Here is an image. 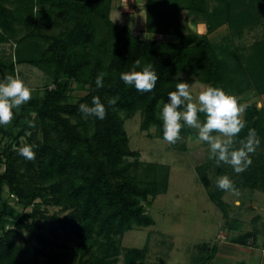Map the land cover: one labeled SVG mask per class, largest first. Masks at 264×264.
<instances>
[{"label":"trees","instance_id":"trees-1","mask_svg":"<svg viewBox=\"0 0 264 264\" xmlns=\"http://www.w3.org/2000/svg\"><path fill=\"white\" fill-rule=\"evenodd\" d=\"M112 1L0 0V44L13 46L10 60L0 59V77L15 76L17 65L28 64L51 79L42 95L13 110L11 125L0 127V135L8 138L0 145V264H65L57 249H65L75 264H117L121 255L123 264L144 261L147 246L122 252V239L135 227L153 225L143 203L167 192L169 168L139 161V153L129 147L125 121L140 113V129L155 127L163 139L160 112L176 83L185 81L176 79L181 72L241 103L250 93L264 95V38L250 47L232 42L245 29L263 25L264 0H145V33L176 41H148L115 24ZM181 11L201 18L206 33L186 32ZM222 26L229 33L220 41L211 39L209 34ZM137 59L141 68L136 70L151 64L158 73L151 93L137 92L120 79ZM101 71L107 73L105 86L97 89ZM71 84L86 94L72 101ZM93 96L107 108L103 121L84 118L78 110L81 103L91 105ZM117 96V105L109 107L107 101ZM248 105L247 126L238 139L254 128L263 151L234 183L238 189L264 191V108ZM33 113L37 127L28 129L23 122L33 119ZM181 133L198 137L188 127ZM22 138L39 146L34 162L18 154ZM207 168H196L204 187L209 186ZM223 192L209 198L228 220ZM48 207L59 211L49 214ZM257 239V231H250L231 242L255 246Z\"/></svg>","mask_w":264,"mask_h":264},{"label":"rangeland","instance_id":"rangeland-1","mask_svg":"<svg viewBox=\"0 0 264 264\" xmlns=\"http://www.w3.org/2000/svg\"><path fill=\"white\" fill-rule=\"evenodd\" d=\"M144 2L145 0H113L110 13L112 21L119 26H128L133 34L148 41L152 39L176 41L173 36L145 33ZM247 3L244 2L243 5ZM180 19L186 32L206 33L201 18L189 17L186 11H181ZM228 33L229 28L222 26L209 34V37L220 41ZM263 38L264 23L253 29H245L240 38L232 37V42L237 46L250 47ZM12 55L13 46L10 43L0 44V59L8 61ZM15 76L33 90L32 97L42 95L45 86L51 82L49 76L28 64L17 65ZM180 76L185 80L184 82L191 84L194 98L202 86H207L198 82L195 75L187 72H181ZM71 89L72 101L86 94V91L75 89V84H71ZM243 103L264 108V95L257 96L250 93L244 97ZM141 122L140 113L125 121L124 128L129 138V147L139 153V161L143 163L151 162L168 166L169 187L165 194L143 203L146 213L154 223L150 227H135L125 233L121 243L122 252L133 248L142 250L147 246L144 261L133 264H255L258 259L254 257L247 260L246 252L236 250L229 254L225 250L233 245L231 238L257 231L260 245L257 255L261 258L264 241V191L239 189V196L224 191L221 200L226 205L228 220L224 219L222 210L210 200L209 194L220 190L216 185L219 177L227 175L235 181L241 174H236L229 165L217 167L215 162L209 159V146L200 142L198 137L181 133L182 139L175 145H170L164 139L157 137L155 127L142 131ZM192 130L196 132L195 129ZM6 141L8 138L0 135V145ZM21 141L25 143L26 139L22 138ZM180 147H184L185 150L174 149ZM261 151L263 149L258 147L251 159L253 160V157ZM203 164L208 165L206 170L208 187L203 186L196 172V168ZM3 195L5 198L8 197L6 192ZM10 201L11 204H15L14 200ZM17 209L23 210L21 207ZM47 210L49 214H53L58 212L59 208L48 207ZM60 214L65 213L60 212ZM37 222L46 224L41 219ZM249 246L248 251L253 252L255 247L250 244ZM57 251L64 253L65 264H75L65 249H57ZM210 254L214 257L207 262L205 259L209 258ZM123 261L121 255L117 264H123Z\"/></svg>","mask_w":264,"mask_h":264},{"label":"clouds","instance_id":"clouds-1","mask_svg":"<svg viewBox=\"0 0 264 264\" xmlns=\"http://www.w3.org/2000/svg\"><path fill=\"white\" fill-rule=\"evenodd\" d=\"M141 61H134L133 69L120 74V79L126 86L134 87L137 92L151 93L159 79L158 73L151 64L143 65ZM107 73L101 71L95 78L97 89L103 88ZM180 79V74L176 78ZM191 84L180 81L175 90L168 93L167 101L163 103L160 112L163 139L170 145H175L182 139L181 131L184 127L195 129L198 140L209 146V159L217 167L229 165L236 174L244 173L251 165V156L260 146V138L254 128H249L243 139L239 134L246 128L247 103H241L240 98L227 94L223 89L213 86H202L194 98ZM33 90L26 86L18 76L8 75L0 77V126L7 127L16 119L14 109L22 108L32 99ZM119 97H112L107 101L109 107L117 105ZM84 118L94 117L103 121L107 116V108L99 96H93L91 105L81 103L78 107ZM201 114L204 119L201 120ZM33 119H26L23 123L28 129L37 127L35 113ZM31 135V132H26ZM239 145L238 147L236 145ZM36 144L25 143L17 149L18 154L26 161L36 159ZM217 187L233 196H239L240 191L234 181L227 175L217 179Z\"/></svg>","mask_w":264,"mask_h":264},{"label":"crops","instance_id":"crops-1","mask_svg":"<svg viewBox=\"0 0 264 264\" xmlns=\"http://www.w3.org/2000/svg\"><path fill=\"white\" fill-rule=\"evenodd\" d=\"M259 240L257 239V245H253L255 248L253 249V252H249L248 251V249H250V246H249V244L248 245H246V246H241V245H238V244H234L233 243V245H231L230 247H228V249H226L225 251L226 252H228L229 254L230 253H232V252H234V251H238V250H241V251H243L244 253L246 252V253H248V255H247V260L249 259H252V258H257L258 260H257V262L255 263V264H264V251H263V249H264V241H263V246L261 247V258L257 255V252H258V249H259V247H260V245H259ZM243 247H246V249L245 248H243ZM214 264V263H213ZM252 264V263H251Z\"/></svg>","mask_w":264,"mask_h":264}]
</instances>
